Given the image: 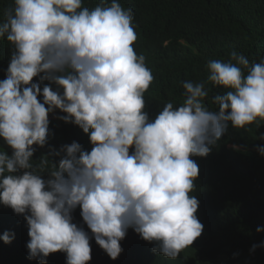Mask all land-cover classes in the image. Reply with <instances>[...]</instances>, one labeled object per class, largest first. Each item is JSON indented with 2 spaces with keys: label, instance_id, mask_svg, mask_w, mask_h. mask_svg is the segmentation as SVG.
Returning a JSON list of instances; mask_svg holds the SVG:
<instances>
[{
  "label": "clouds",
  "instance_id": "obj_1",
  "mask_svg": "<svg viewBox=\"0 0 264 264\" xmlns=\"http://www.w3.org/2000/svg\"><path fill=\"white\" fill-rule=\"evenodd\" d=\"M0 38L12 47L0 80V138L12 150H0V205L23 215L28 259L47 264L49 254L63 252L66 264H88L94 238L104 251L97 260L115 264L126 255L129 242H120L129 228L171 260L199 247L192 157L207 156L229 126L264 124V61L236 51L228 62L209 60L206 81H184L182 103L149 119L144 94L154 77L133 47L132 9L119 0L93 8L83 0H12ZM55 110L65 115L49 118ZM51 118L78 126L91 150L73 141L50 150L58 161L32 160L33 145L48 144ZM256 150L264 156V145ZM77 207L91 236L73 222ZM12 239L0 235L5 244ZM256 247L264 241L251 254Z\"/></svg>",
  "mask_w": 264,
  "mask_h": 264
},
{
  "label": "trees",
  "instance_id": "obj_2",
  "mask_svg": "<svg viewBox=\"0 0 264 264\" xmlns=\"http://www.w3.org/2000/svg\"><path fill=\"white\" fill-rule=\"evenodd\" d=\"M111 0H108L110 3ZM122 7L131 8L137 39L133 44L137 55L145 57V64L153 74V81L145 92V111L153 119L165 104L178 106L184 99V81L204 82L209 75V60L228 62L230 53L244 55L250 63L264 61V0H119ZM12 0H0V21L3 10ZM84 6L93 8L100 0H83ZM11 45L0 38V80L5 79L10 62ZM38 77L33 78L37 82ZM48 81L41 82L43 88ZM55 90V85H51ZM210 85L206 84V87ZM221 91V89H214ZM211 95V94H210ZM41 99L42 97H38ZM209 107V101H206ZM65 113L55 110L49 114ZM51 135L48 144L36 148L32 160L44 155L52 161L59 157L50 150L58 151L64 144L78 142L83 150L92 145L88 134L58 118L49 119ZM248 130L229 126L210 153L205 157H192L199 167L190 195L199 201L197 217L204 229L180 256L171 260L159 251H153L155 242L149 243L129 228L120 243H126V255L121 253L115 264H264V247L253 245L264 241V156L257 146L264 145L259 139L264 134V124L247 126ZM233 146H236L235 148ZM0 150L11 155V149L0 138ZM131 151V149H130ZM43 178L47 179V174ZM227 203H231L227 205ZM73 222L84 224L77 207ZM229 227H223L224 218ZM14 233L11 243L0 240V264H38L28 259L26 244L28 228L23 215L14 214L11 208L0 205V235ZM205 232V234H204ZM91 260L88 264H113L98 261L104 251L90 239ZM47 264H66V254L51 253Z\"/></svg>",
  "mask_w": 264,
  "mask_h": 264
}]
</instances>
